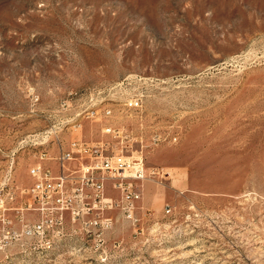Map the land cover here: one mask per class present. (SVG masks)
Returning a JSON list of instances; mask_svg holds the SVG:
<instances>
[{"label":"rangeland","instance_id":"374dc122","mask_svg":"<svg viewBox=\"0 0 264 264\" xmlns=\"http://www.w3.org/2000/svg\"><path fill=\"white\" fill-rule=\"evenodd\" d=\"M106 108L138 198L113 176L111 229L68 221L52 255L0 264H264V0H0V187L106 137Z\"/></svg>","mask_w":264,"mask_h":264},{"label":"built area","instance_id":"2783aa9c","mask_svg":"<svg viewBox=\"0 0 264 264\" xmlns=\"http://www.w3.org/2000/svg\"><path fill=\"white\" fill-rule=\"evenodd\" d=\"M125 106L139 109L142 98H131ZM97 112L94 110L88 115ZM101 118L107 121L102 128L106 137L59 139L55 156L42 155L30 165L31 184L0 187V251L13 244L29 248L49 244L54 237L68 234V221L101 231L111 229L113 219L105 213L113 209V197L106 195V184L113 176L120 178L118 188L133 205L138 195L126 187L124 179L146 176L142 157L130 160L115 152L113 136L121 138L126 129L113 125L111 108L104 109ZM28 214L35 215L36 219L29 220Z\"/></svg>","mask_w":264,"mask_h":264},{"label":"bare ground","instance_id":"6f19581e","mask_svg":"<svg viewBox=\"0 0 264 264\" xmlns=\"http://www.w3.org/2000/svg\"><path fill=\"white\" fill-rule=\"evenodd\" d=\"M67 234L64 236H57L54 237L53 240H51V242L49 244H44L41 246H38L37 248H29L30 253H36L37 256L38 255H52V253L55 251L56 247L60 244H62L63 240H65L67 238ZM23 252V251H22ZM21 252V253H22ZM45 259V258H44Z\"/></svg>","mask_w":264,"mask_h":264}]
</instances>
